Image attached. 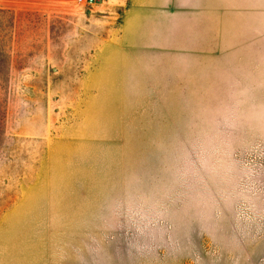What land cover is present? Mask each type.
I'll use <instances>...</instances> for the list:
<instances>
[{"label": "rangeland", "instance_id": "rangeland-1", "mask_svg": "<svg viewBox=\"0 0 264 264\" xmlns=\"http://www.w3.org/2000/svg\"><path fill=\"white\" fill-rule=\"evenodd\" d=\"M130 1L0 0V264H264V0Z\"/></svg>", "mask_w": 264, "mask_h": 264}, {"label": "crops", "instance_id": "crops-1", "mask_svg": "<svg viewBox=\"0 0 264 264\" xmlns=\"http://www.w3.org/2000/svg\"><path fill=\"white\" fill-rule=\"evenodd\" d=\"M156 0H131L128 6V9L125 13V19L123 24V35L121 38V52L126 55L136 56L140 53H147L148 49H151L150 45L147 43H140L138 41L139 33L142 30L143 33H147V28H142L140 30L138 26V13L142 12V10L146 11V7L148 5H152ZM175 0H172V3ZM158 5L161 7H171V0H157ZM159 11V9H158ZM159 17L163 16L162 12L165 13V11L161 10L159 11ZM161 29L164 31L169 30V25L167 23H162L160 26ZM163 36V34H162ZM160 50L162 54H166L167 47L164 45L160 46Z\"/></svg>", "mask_w": 264, "mask_h": 264}, {"label": "built area", "instance_id": "built-area-1", "mask_svg": "<svg viewBox=\"0 0 264 264\" xmlns=\"http://www.w3.org/2000/svg\"><path fill=\"white\" fill-rule=\"evenodd\" d=\"M78 6H90L98 3L99 0H71Z\"/></svg>", "mask_w": 264, "mask_h": 264}]
</instances>
